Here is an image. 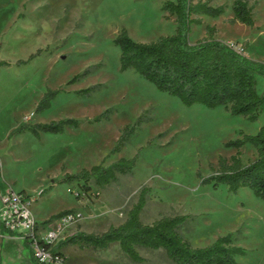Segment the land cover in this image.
Instances as JSON below:
<instances>
[{"label": "rangeland", "instance_id": "374dc122", "mask_svg": "<svg viewBox=\"0 0 264 264\" xmlns=\"http://www.w3.org/2000/svg\"><path fill=\"white\" fill-rule=\"evenodd\" d=\"M164 1L0 0V61L8 63L0 66V191L32 198L30 211L38 223L81 211L84 219L68 236L101 234L124 223L147 188L143 224L185 215L181 235L192 248L232 234L234 245L246 252L236 257L237 264H264V200L249 188L232 194L225 184L205 182L220 158L237 154L231 141L257 134L264 109L250 122L224 106H186L134 70L120 69L121 51L114 40L122 29L137 43L175 33V17L162 10ZM234 1L211 0L224 13L200 16L201 23L190 25L189 43L214 27L216 39L264 63V0H248L253 27L234 21ZM254 76L263 95L264 74L255 71ZM45 96L49 106L37 110ZM68 119L78 126L68 125L62 133L18 132L25 125ZM135 125L125 147L111 154L124 128ZM256 157L251 144L240 149L242 165ZM121 158H135L132 174L104 188L92 187L88 195L76 183H59L65 174ZM48 230L46 223L43 233ZM26 251L24 242L6 241L0 264H37ZM138 252L143 264H173L162 249ZM65 255L68 264H135L118 243L96 251L69 246Z\"/></svg>", "mask_w": 264, "mask_h": 264}, {"label": "trees", "instance_id": "16d2710c", "mask_svg": "<svg viewBox=\"0 0 264 264\" xmlns=\"http://www.w3.org/2000/svg\"><path fill=\"white\" fill-rule=\"evenodd\" d=\"M210 1H164L162 10L175 17L176 31L155 42H134L122 29L114 40L121 51L120 69L134 70L157 89L178 98L186 106H224L231 115L244 116L254 122L264 109V94L259 95L257 92L254 72L264 74V63L254 61L228 43L216 39L214 34L217 30L214 27H207L203 39L193 45L189 43L190 25L201 23L200 16L219 17L224 13L222 6L213 7ZM252 10L248 0H235L234 21L253 27ZM4 65L8 63L0 61V66ZM48 106L45 96L37 110ZM101 118H96L95 122ZM68 125L77 127L78 122L68 119L49 124L25 125L18 132L30 131L35 135L40 132L62 133ZM135 129L136 125L124 128L111 154L125 147ZM245 144H251L256 149L257 157L247 165H242L240 149ZM228 145L234 146L237 154L229 160L220 158L218 169L205 182H211L215 187L225 184L232 194L241 188H249L256 197L264 200V124L257 134L243 135ZM135 163V158H121L106 166L99 164L77 174H65L59 183H76L88 195L92 187L104 188L117 181L119 176L132 174ZM147 192V188L141 190L127 219L117 227L111 226L101 234L77 231L61 240L55 252L60 254L64 264L65 247L78 246L96 251L108 249L114 243H118L120 251L135 264L146 261L139 254V248L162 249L173 264H237L236 257L246 254L244 249L234 245L232 234L218 237L209 246L192 248L181 235V229L188 220L185 215L161 218L150 225L143 224L140 216L147 203ZM77 197L80 198L79 195ZM71 212L74 211L61 212L49 221Z\"/></svg>", "mask_w": 264, "mask_h": 264}, {"label": "built area", "instance_id": "2783aa9c", "mask_svg": "<svg viewBox=\"0 0 264 264\" xmlns=\"http://www.w3.org/2000/svg\"><path fill=\"white\" fill-rule=\"evenodd\" d=\"M229 45L240 51L234 45ZM33 201L23 192L16 193L12 189L0 191V224L7 232L28 244L38 264H64L55 249L66 232L84 219V214L74 211L52 221L38 223L30 211ZM46 223L49 230L44 234Z\"/></svg>", "mask_w": 264, "mask_h": 264}, {"label": "crops", "instance_id": "0c3cea01", "mask_svg": "<svg viewBox=\"0 0 264 264\" xmlns=\"http://www.w3.org/2000/svg\"><path fill=\"white\" fill-rule=\"evenodd\" d=\"M227 43V42H226ZM248 57V56H247ZM84 232V231H83ZM67 233V232H66ZM76 233V232H75ZM74 234V233H73ZM72 235V234H71ZM67 235H65V237H66ZM69 236V235H68ZM64 237V238H65ZM20 241L21 243H23L24 242V244H25V246L27 247V249H28V251H26L27 253H28V255L30 254V256H31V258L33 259V257H32V252H31V249H30V247L28 246V244L25 242V241H23L21 238H19L18 236H16V235H12L11 233H9V232H7L4 228H3V226L0 224V246L2 247L3 245H4V243L6 242V241ZM76 247H78V246H76ZM111 247V246H110ZM109 247V248H110ZM79 248V247H78ZM108 248V249H109ZM65 249H66V247L65 248H63V252H64V254H65ZM80 250H85V249H81V248H79ZM94 251V250H93ZM65 257H66V255H65ZM66 264H68L67 263V261H66Z\"/></svg>", "mask_w": 264, "mask_h": 264}]
</instances>
